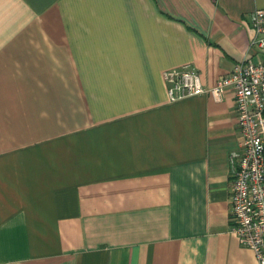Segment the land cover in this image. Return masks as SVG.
Returning a JSON list of instances; mask_svg holds the SVG:
<instances>
[{"label":"crops","instance_id":"obj_1","mask_svg":"<svg viewBox=\"0 0 264 264\" xmlns=\"http://www.w3.org/2000/svg\"><path fill=\"white\" fill-rule=\"evenodd\" d=\"M264 0H0V264H259L233 232L235 95Z\"/></svg>","mask_w":264,"mask_h":264},{"label":"built area","instance_id":"obj_2","mask_svg":"<svg viewBox=\"0 0 264 264\" xmlns=\"http://www.w3.org/2000/svg\"><path fill=\"white\" fill-rule=\"evenodd\" d=\"M252 44L264 51V9L251 15ZM163 77L172 100L210 92L222 99L227 89L235 95L242 150L231 155L235 165L232 183L233 232L264 264V56L248 57L222 75L217 85H204L192 64L166 69Z\"/></svg>","mask_w":264,"mask_h":264}]
</instances>
